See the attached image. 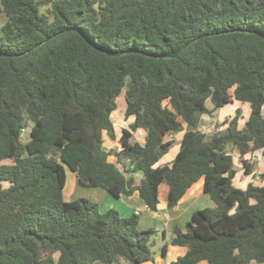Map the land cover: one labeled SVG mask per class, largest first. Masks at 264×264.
I'll return each instance as SVG.
<instances>
[{"label": "trees", "instance_id": "obj_1", "mask_svg": "<svg viewBox=\"0 0 264 264\" xmlns=\"http://www.w3.org/2000/svg\"><path fill=\"white\" fill-rule=\"evenodd\" d=\"M0 14V264L152 260L155 230H139L138 213L63 198L66 167L114 196L137 190L151 210L161 184L171 208L201 178L215 205L173 228L170 243L186 247L174 263L264 264V159L260 183L237 187L232 155L246 174L248 155L264 156V0H0ZM123 88L132 121L108 161ZM208 101L247 102L248 118L236 109L205 133Z\"/></svg>", "mask_w": 264, "mask_h": 264}, {"label": "rangeland", "instance_id": "obj_2", "mask_svg": "<svg viewBox=\"0 0 264 264\" xmlns=\"http://www.w3.org/2000/svg\"><path fill=\"white\" fill-rule=\"evenodd\" d=\"M41 11L45 12L44 9H42ZM5 20H6L5 16L3 14H0V23L3 24ZM124 91H125V88H123L120 94L115 98L116 107L111 113V119H112L113 128H114V137H110L108 134L105 133L104 144H103L105 156H107V153L109 151L107 148L115 150L116 148L121 146L119 137L121 135L122 128L125 127L127 129H130L129 123L132 121V118L130 117L126 118L124 115L125 106H126ZM207 107L211 109V112L204 113L200 117V120L197 126L199 130L205 133H208V132L211 133L219 128H222L224 126L223 124L225 123L226 119H228L229 117H232L236 109L240 110L239 124L243 125V123L248 118V115L250 112L249 103L240 102V101H234L233 103H228L221 107L213 106V104H211V102L208 101ZM182 124L185 128V123L183 122ZM182 133L183 131H180L175 135L176 143L170 147V151L168 152V154H170V152L177 149V145L181 139ZM28 135H29L28 130L25 129L23 131V139H27ZM134 135L139 140L142 141L144 140V137H145V131L140 128L136 129L134 131ZM232 155L234 156L233 164H234V168L236 169V173L233 178V184L236 185L237 187H243L246 185V182H249V181H252L254 183H260V181H258L259 172L262 170L263 159H264L262 151L256 150L248 155L253 162V169H254L252 173L250 174L244 173L243 167L238 162L237 154L232 153ZM137 174L141 175L140 172H137ZM90 187L91 186L82 185L81 183H79L75 173L71 171L69 168L67 167L65 168V187L63 190L64 199L70 200L77 196L87 197V194H86L88 190L87 188H90ZM191 196L193 198L195 197L202 198L203 196H205L204 198L200 200L202 201L201 208L211 207V206L213 207L215 205L214 202L210 199V197L203 191L201 178L198 181H196L194 186L190 189L189 198ZM188 199H186L182 203H186ZM152 238L155 240V242L151 246V250L154 254V251L159 249V247L161 246L160 242H162V231L155 230V235H153ZM118 264H123V263L121 261V263H118ZM200 264H205V261H201Z\"/></svg>", "mask_w": 264, "mask_h": 264}, {"label": "crops", "instance_id": "obj_3", "mask_svg": "<svg viewBox=\"0 0 264 264\" xmlns=\"http://www.w3.org/2000/svg\"><path fill=\"white\" fill-rule=\"evenodd\" d=\"M137 140L139 142L144 141H141L138 138ZM120 147L121 146H119L117 149H120ZM178 149L179 144L177 145V149L170 152V154H168L170 151L169 149V151L160 158L159 163H170L174 159ZM106 158L108 161L115 160V156L109 153H107ZM132 176L134 177L135 184H138L142 175L137 174L136 172ZM87 189L86 198H89L93 202L97 203L101 211H105L109 208H115L122 216H128L135 212L139 214V230L154 229L157 231H162V242L160 243L161 245L166 243L165 253L161 252L160 246L159 249L154 251L152 260L144 261L141 264H175L174 261L177 259V257L185 254V246L173 245L170 243L172 230L175 226L184 228L193 211L202 207V201L200 200L205 197L203 196L202 198H193L191 196L186 201V203H181L170 208L167 205V186L166 184H161L158 188L159 203L157 209L151 210L146 207L144 202L140 199L137 190H134L128 195L122 194L120 196H114L100 187H90ZM200 262L201 261L196 264H200Z\"/></svg>", "mask_w": 264, "mask_h": 264}, {"label": "built area", "instance_id": "obj_4", "mask_svg": "<svg viewBox=\"0 0 264 264\" xmlns=\"http://www.w3.org/2000/svg\"><path fill=\"white\" fill-rule=\"evenodd\" d=\"M129 160H126V163H128ZM117 167L120 169V170H124L125 169V165L123 164V162H117Z\"/></svg>", "mask_w": 264, "mask_h": 264}, {"label": "water", "instance_id": "obj_5", "mask_svg": "<svg viewBox=\"0 0 264 264\" xmlns=\"http://www.w3.org/2000/svg\"><path fill=\"white\" fill-rule=\"evenodd\" d=\"M186 47V45H184V46H182L180 49H178V50H176V51H174V52H172V53H170L169 55L170 56H176L182 49H184ZM110 53V52H109ZM110 54H112V53H110Z\"/></svg>", "mask_w": 264, "mask_h": 264}]
</instances>
